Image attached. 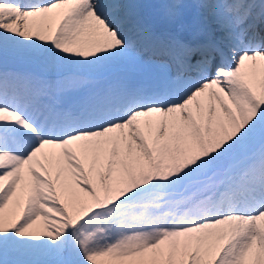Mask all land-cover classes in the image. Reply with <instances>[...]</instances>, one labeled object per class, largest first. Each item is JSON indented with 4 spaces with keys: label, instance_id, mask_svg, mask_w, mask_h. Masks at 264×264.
Here are the masks:
<instances>
[{
    "label": "snow or ice",
    "instance_id": "snow-or-ice-1",
    "mask_svg": "<svg viewBox=\"0 0 264 264\" xmlns=\"http://www.w3.org/2000/svg\"><path fill=\"white\" fill-rule=\"evenodd\" d=\"M0 264H264V0H0Z\"/></svg>",
    "mask_w": 264,
    "mask_h": 264
}]
</instances>
